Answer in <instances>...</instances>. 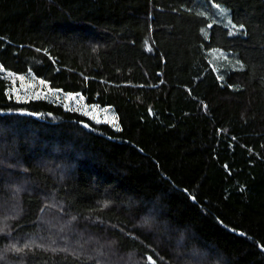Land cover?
I'll return each mask as SVG.
<instances>
[{"label": "trees", "instance_id": "1", "mask_svg": "<svg viewBox=\"0 0 264 264\" xmlns=\"http://www.w3.org/2000/svg\"><path fill=\"white\" fill-rule=\"evenodd\" d=\"M0 68L116 118L0 75V264H264V0H0Z\"/></svg>", "mask_w": 264, "mask_h": 264}, {"label": "rangeland", "instance_id": "2", "mask_svg": "<svg viewBox=\"0 0 264 264\" xmlns=\"http://www.w3.org/2000/svg\"><path fill=\"white\" fill-rule=\"evenodd\" d=\"M218 57L224 58V55L218 53ZM0 75L8 79L10 84L9 92L19 100H26L29 98L46 99L61 104L66 109L85 114L94 121L108 122L112 125L116 124L115 113L112 107L89 105L84 101L80 93H70L59 89H52L45 81L33 76L32 72H28L24 75H17L0 68Z\"/></svg>", "mask_w": 264, "mask_h": 264}, {"label": "snow or ice", "instance_id": "3", "mask_svg": "<svg viewBox=\"0 0 264 264\" xmlns=\"http://www.w3.org/2000/svg\"><path fill=\"white\" fill-rule=\"evenodd\" d=\"M232 27L235 28L236 26H235V25H232ZM242 67H243V66L241 65V68H242ZM42 83H43V82H42Z\"/></svg>", "mask_w": 264, "mask_h": 264}, {"label": "water", "instance_id": "4", "mask_svg": "<svg viewBox=\"0 0 264 264\" xmlns=\"http://www.w3.org/2000/svg\"><path fill=\"white\" fill-rule=\"evenodd\" d=\"M84 127H87V125L85 124Z\"/></svg>", "mask_w": 264, "mask_h": 264}]
</instances>
